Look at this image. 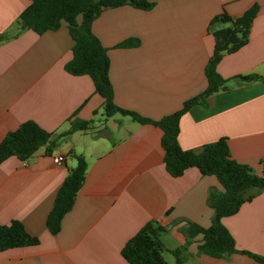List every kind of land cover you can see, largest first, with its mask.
<instances>
[{"label": "crops", "instance_id": "crops-1", "mask_svg": "<svg viewBox=\"0 0 264 264\" xmlns=\"http://www.w3.org/2000/svg\"><path fill=\"white\" fill-rule=\"evenodd\" d=\"M149 1V9L105 7L91 28L107 48L115 104L152 119L178 110L207 87L212 18L224 11L238 17L258 5L249 41L217 64L229 87L181 116L178 139L183 148L200 152L226 137L232 157L261 173L264 79L238 76H264V0ZM30 2L0 0V142L27 120L55 134L76 122L87 121V127L52 150L44 145L27 160L12 155L0 164V224L19 219L40 239L0 251V264H131L122 248L149 221L164 227L160 239L170 263L261 264L241 251L225 257L199 251L203 234L188 233V226L212 224L208 195L211 188L223 190L218 177L195 166L173 176L164 160L162 129L119 111L109 115L92 77L66 69L74 44L67 22L42 33L22 27L19 16ZM58 154L65 155L61 164L54 161ZM75 154L87 161L86 177L61 229L52 234L47 216L77 164ZM222 223L237 249L264 255V190ZM182 247L177 261L173 251Z\"/></svg>", "mask_w": 264, "mask_h": 264}, {"label": "trees", "instance_id": "trees-1", "mask_svg": "<svg viewBox=\"0 0 264 264\" xmlns=\"http://www.w3.org/2000/svg\"><path fill=\"white\" fill-rule=\"evenodd\" d=\"M125 3L144 9L154 6V2L149 0H31L21 12L19 21L22 27L33 28L38 33L47 29H57L62 21L67 22L74 44L73 57L66 63V69L72 74H89L92 77L96 91L105 98L107 113L111 115L119 111L141 122L160 127L163 131L165 164L173 176L182 175L188 167L195 166L202 174H214L218 177L223 190L214 187L210 189L208 195V203L214 210L212 224L203 227L190 223L188 226V233L203 234V241L199 245L200 252L225 257L232 252L241 251L264 264V255L237 249L233 236L222 223L224 216L235 214L243 203L252 200L264 190V161L261 173H257L251 165L234 159L226 137L206 144L200 152L183 148L178 139L181 116L195 104L206 105L211 94L229 87L228 79L217 71V64L225 54L238 50L249 41L250 29L259 9L258 5H252L238 17H233L224 11L212 18L209 30L215 38V46L205 66L207 87L201 93L186 99L178 110L160 119H152L115 104L107 48L91 28L93 19L103 8ZM79 16L81 21L78 20ZM238 77L242 81L264 79L260 74ZM86 127L87 121L76 122L68 131L55 134L34 120L24 121L18 128L8 132L0 142V164L12 155L27 160L44 145H48V149L52 150L72 131ZM75 157L77 164L70 169L58 189L54 205L47 216L46 224L52 234L58 233L61 229L62 219L73 207L86 177L85 157L82 154H75ZM163 230L164 227L155 221L147 222L125 243L122 248L123 256L131 264H173L163 257L164 244L160 239ZM39 241L37 236L31 235L26 230L19 219H13L9 224H0V251L37 244ZM183 249L184 247L173 251L177 261H180Z\"/></svg>", "mask_w": 264, "mask_h": 264}, {"label": "built area", "instance_id": "built-area-1", "mask_svg": "<svg viewBox=\"0 0 264 264\" xmlns=\"http://www.w3.org/2000/svg\"><path fill=\"white\" fill-rule=\"evenodd\" d=\"M65 160V155L64 154H58L54 156V161L58 164H61Z\"/></svg>", "mask_w": 264, "mask_h": 264}]
</instances>
